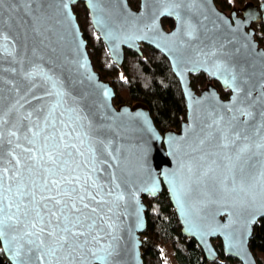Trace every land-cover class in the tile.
<instances>
[{
    "label": "water",
    "instance_id": "water-1",
    "mask_svg": "<svg viewBox=\"0 0 264 264\" xmlns=\"http://www.w3.org/2000/svg\"><path fill=\"white\" fill-rule=\"evenodd\" d=\"M66 2L67 13L61 0H36L31 7L23 0H0V32L9 37L8 51L13 52L12 56L0 55V113L19 100L23 108L11 116V124L21 127L20 118L32 113L31 121H23V125L31 127L39 122L43 126L51 106L58 103L53 117L58 121L57 128L64 132L75 128L71 142L83 152L78 155L73 151V166L79 165L75 174L84 191L97 197L95 201L86 199L90 219L85 221L86 235L77 242L80 247L71 253L67 249L57 253L58 261L52 259L51 264H104L96 256H103L101 249L109 244L115 250L110 264H144V197L155 198L163 189L182 235L197 242L208 262L218 259L214 246L218 239L225 256L241 264H258L249 240L255 224L264 218V155L253 149L239 161L235 157L244 136L249 143L264 142V116L260 115L264 100L251 106L253 118L247 124L232 121L228 109L241 103L248 106L250 101L241 94L235 105L230 103L232 89L225 86L223 77L210 73L217 71L219 62L226 61L242 80L248 81L241 86L252 89L253 98L264 96V48L251 26L259 20L260 11L264 22V0H260V11L251 2L246 3L240 9L242 17L221 10L214 0H197L192 20L198 22L199 36L192 40L182 31L169 35L178 29L179 20L160 14L170 7L168 0H138L136 8L128 0ZM78 2L84 4L92 30L119 69L125 49L143 57L142 44L168 60L186 109L178 129L161 132L143 102L113 103L115 89L94 68L73 11L72 6ZM163 18L173 20L172 29L164 28ZM33 66L45 77L35 80V87L22 77V71ZM199 73L205 75L206 84L195 91L191 77ZM214 82L229 93L226 98ZM105 90L107 97L103 95ZM49 92L54 95L48 96ZM216 120L219 124L213 123ZM237 132L241 140L222 147L224 137L235 140ZM6 139L0 148V166L10 167L11 148ZM97 140L105 142L107 151ZM19 143L25 144L22 134ZM14 154L20 155V149ZM93 208L94 213L90 211ZM11 235L16 233L9 232ZM0 247L8 262L15 264L14 251L6 250L15 248L10 239L0 241ZM38 254H32V264Z\"/></svg>",
    "mask_w": 264,
    "mask_h": 264
},
{
    "label": "snow or ice",
    "instance_id": "snow-or-ice-1",
    "mask_svg": "<svg viewBox=\"0 0 264 264\" xmlns=\"http://www.w3.org/2000/svg\"><path fill=\"white\" fill-rule=\"evenodd\" d=\"M24 3L31 7L36 0H23ZM43 0H41V3ZM74 2V0H72ZM62 7L67 13L69 10L68 2L61 0ZM168 7L161 15H174L179 20V27L174 33L169 35H178L181 31L189 40L198 39L199 30L198 22L194 23L192 16L197 0H168ZM27 11V9H26ZM239 23V22H238ZM10 43L9 37L0 32V55L7 54L12 56L13 52L8 51ZM239 52V49H236ZM264 53V50H261ZM215 55V52L212 53ZM217 71L210 73L223 77L226 87H230L233 96L230 103L233 105L240 100L241 94L250 101L248 106L241 103L239 106L229 108L232 112L231 120L247 124L253 118L251 106L258 101L264 100V96L257 95L253 98V90L245 89L241 85H246L247 80H242L234 67H230L226 61H221L216 65ZM15 72L16 69H11ZM23 79L32 82L31 87H35L34 81L37 79H45L42 70L33 66L27 71H22ZM123 79V77H122ZM47 82V81H45ZM11 84V82L9 81ZM13 89L19 92L15 85ZM264 88V84L261 85ZM48 96L54 93H47ZM59 96V93H55ZM107 97V90L103 92ZM37 100L41 97H34ZM23 99V97H21ZM18 106V107H17ZM59 104L51 106L48 117L43 121V126L39 122L31 127L23 125V121H31L32 113L20 118L21 127L24 131L21 133V127L11 124V116L19 112L23 108L18 100L16 104L9 107L7 112L0 113V148L5 142L10 146L11 150L8 155L11 159L8 161L10 167L0 166V241L6 238L15 245V248H8V251H14L16 257L15 264H32L33 253L35 255V264H51L52 259H57V253L67 249L69 253L75 251L80 245L77 243L86 233L85 221L90 217L86 215L89 211V201H95L97 197L90 192H85L80 186L81 179L76 175L79 165H74L72 160L73 151L78 155H83L80 148L71 142L72 132H64L57 128L58 121L53 117ZM61 115H63L61 113ZM264 116V111L260 113ZM8 117V118H6ZM244 119L241 120L240 118ZM221 120L223 117L220 118ZM63 125V121H59ZM219 124V120L213 121ZM10 125L9 127H5ZM264 127V125H261ZM99 131V130H98ZM256 133H260V128L256 129ZM21 134L25 144L19 143ZM87 135V134H85ZM225 143L222 147L227 148L229 144H235L241 140V134H235V140L229 141L224 137ZM245 141L237 149L235 159L239 161L243 156L256 149L264 155V142L249 143L247 136L243 137ZM264 141V137H261ZM16 141L14 147L13 142ZM83 145L84 141L81 139ZM103 151H107V145L103 140H97ZM203 143V141H202ZM26 145V146H25ZM16 149H20V155H15ZM94 151V150H93ZM3 164V156L0 154V165ZM117 199H122L118 197ZM95 212L96 209H91ZM91 225H87L91 228ZM9 232H15L16 235L9 237ZM87 243V241H85ZM103 256H96L98 260L104 261V264H110V257L114 254V248L109 244L106 248H102ZM67 259V257H65Z\"/></svg>",
    "mask_w": 264,
    "mask_h": 264
},
{
    "label": "trees",
    "instance_id": "trees-1",
    "mask_svg": "<svg viewBox=\"0 0 264 264\" xmlns=\"http://www.w3.org/2000/svg\"><path fill=\"white\" fill-rule=\"evenodd\" d=\"M230 0H214L218 8L225 11ZM132 7L137 0H128ZM77 22L87 40L90 58L94 68L102 79L109 80L115 89L113 103L143 102L147 104L156 127L164 132L179 127L185 118V105L180 85L170 69L168 60L159 51L148 45H141L143 57L134 51L124 50V61L119 69L110 59L99 37L92 30L88 12L83 3L72 6ZM164 27H171L172 20H162ZM123 77V79H122ZM218 87L223 98L228 92ZM206 77L203 73L191 77V86L195 91L204 87ZM146 229L142 234L141 252L144 264H165L161 247L168 245L173 251L176 264H241L232 257L225 256L220 240L214 241L218 259L208 262L193 238L182 235L176 213L163 189L157 197H144ZM249 248L258 264H264V218L255 224L249 240ZM0 264H10L0 247Z\"/></svg>",
    "mask_w": 264,
    "mask_h": 264
},
{
    "label": "flooded vegetation",
    "instance_id": "flooded-vegetation-1",
    "mask_svg": "<svg viewBox=\"0 0 264 264\" xmlns=\"http://www.w3.org/2000/svg\"><path fill=\"white\" fill-rule=\"evenodd\" d=\"M248 2H251L260 11V0H230L228 7L225 9V12L230 14L233 11L235 17H242L243 14L241 13L240 9ZM137 3H138V0H137ZM136 7H137V5L133 8H136ZM261 14L262 13L260 11L259 20L251 22V26L254 30L255 39L258 41L259 45L264 48V22L261 19ZM163 19H165V18H163ZM162 20H161V22H162ZM170 20H172V19H170ZM172 22H173V20H172ZM173 26H174V22H173L171 27H167V28L164 27V28L166 30H170L173 28ZM176 129H178V128H176Z\"/></svg>",
    "mask_w": 264,
    "mask_h": 264
},
{
    "label": "rangeland",
    "instance_id": "rangeland-1",
    "mask_svg": "<svg viewBox=\"0 0 264 264\" xmlns=\"http://www.w3.org/2000/svg\"><path fill=\"white\" fill-rule=\"evenodd\" d=\"M164 259H165V264H176L173 256V251L170 246L164 245L161 247Z\"/></svg>",
    "mask_w": 264,
    "mask_h": 264
},
{
    "label": "crops",
    "instance_id": "crops-1",
    "mask_svg": "<svg viewBox=\"0 0 264 264\" xmlns=\"http://www.w3.org/2000/svg\"><path fill=\"white\" fill-rule=\"evenodd\" d=\"M176 263V262H175Z\"/></svg>",
    "mask_w": 264,
    "mask_h": 264
}]
</instances>
